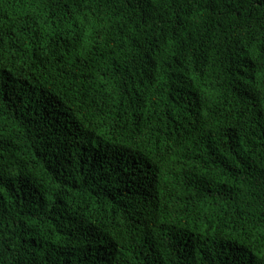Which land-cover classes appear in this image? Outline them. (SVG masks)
<instances>
[{"label": "trees", "instance_id": "1", "mask_svg": "<svg viewBox=\"0 0 264 264\" xmlns=\"http://www.w3.org/2000/svg\"><path fill=\"white\" fill-rule=\"evenodd\" d=\"M0 264H264V0H0Z\"/></svg>", "mask_w": 264, "mask_h": 264}]
</instances>
